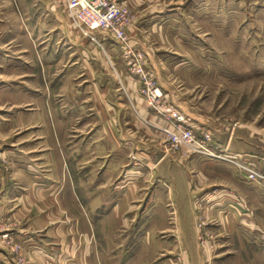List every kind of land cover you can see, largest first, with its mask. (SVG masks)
<instances>
[{
	"label": "rangeland",
	"instance_id": "rangeland-1",
	"mask_svg": "<svg viewBox=\"0 0 264 264\" xmlns=\"http://www.w3.org/2000/svg\"><path fill=\"white\" fill-rule=\"evenodd\" d=\"M35 1L0 0V259L264 264V0H120L134 15L130 43L167 103L198 137L210 130L213 151L231 153L232 162L172 150L122 45L99 33L91 39L62 5L46 10L47 0ZM71 46L77 52L69 56ZM122 60L127 73L119 71ZM42 67L44 80L60 69L61 77L47 81L53 89L37 87ZM26 81L37 88L30 91ZM105 97L113 115L131 120H105L114 133L110 150L102 139L105 161L126 151L127 162L121 167L115 160L105 177L97 170L91 180L84 147L88 126H101L109 115ZM128 126L138 131L133 139L141 157L125 146L133 141L123 136ZM37 129L59 131V145L31 134ZM150 149L157 152L148 162ZM243 162L253 177L238 165ZM60 226L61 233L53 232Z\"/></svg>",
	"mask_w": 264,
	"mask_h": 264
},
{
	"label": "built area",
	"instance_id": "built-area-1",
	"mask_svg": "<svg viewBox=\"0 0 264 264\" xmlns=\"http://www.w3.org/2000/svg\"><path fill=\"white\" fill-rule=\"evenodd\" d=\"M61 5L68 20L91 39L96 40V34L99 33L108 35L115 43L122 45L131 77L141 84L139 90L146 98L150 110L161 120L162 123L157 125V128L162 131L172 150L201 153L232 162L231 153L213 151L210 130L204 129L202 136L198 137L193 127L187 123L185 115L167 103L155 75L146 67V58L142 53H137L130 43L127 29L132 24L134 15L124 2L61 0ZM244 164L245 162L238 163L240 167L249 171L250 177H253L256 173Z\"/></svg>",
	"mask_w": 264,
	"mask_h": 264
},
{
	"label": "crops",
	"instance_id": "crops-1",
	"mask_svg": "<svg viewBox=\"0 0 264 264\" xmlns=\"http://www.w3.org/2000/svg\"><path fill=\"white\" fill-rule=\"evenodd\" d=\"M127 1H129V0H127ZM35 2H37V3H39V0H36ZM41 6H43V4H40ZM61 6V0H47L46 1V3H45V6H44V8L47 10L48 8H50L51 10H54L55 8L57 9L58 7H60ZM61 19V18H60ZM27 23H28V21H27ZM59 24H61L60 22H59ZM134 24H132L130 27H129V32H130V36L132 35V31H133V26ZM24 34V36H25V38H28V36L26 35V33L24 32L23 33ZM45 34V36L46 37H44L45 38V40H47V38L49 37V35H48V32H46V33H44ZM101 35V37H102V40H105L106 39V37L104 36V35H102V34H100ZM86 39H84L83 40V42L85 41ZM112 40V39H111ZM134 40V39H133ZM113 41V40H112ZM45 42V41H44ZM114 42V41H113ZM85 43V42H84ZM115 43V42H114ZM81 45V44H80ZM71 49L68 51V55L70 56L73 52H77V48H76V46H71L70 47ZM79 49H80V46H79ZM79 51V50H78ZM95 51V53L96 54H98L99 56H102L101 55V53H99V50H94ZM79 52H82L84 55H86L87 57L88 56H90L91 57V55L89 54V52L88 51H86V50H80ZM42 54V53H41ZM44 55V54H43ZM97 55V56H98ZM150 56H152V55H150ZM44 57V56H43ZM151 58V57H150ZM122 62V66H121V68H119V71L120 72H125V73H127V70H126V66H125V64H124V62H123V60L121 61ZM82 65L84 64V67H82L83 68V70H84V72L85 73H92V68L90 67V65H89V63L88 62H85V63H81ZM47 70V71H46ZM55 70V68H53L52 69V76L51 77H48V78H46V80H44V77L43 76H45V72H47V74H48V68H46V67H42L40 70H38V75H37V80H36V85H37V87H40V88H43L44 90H45V88H47V90H48V88L50 89V87H51V85H50V83H49V87H48V83H47V81H49V80H54V79H57V78H59V77H61V71H60V69H58V71H57V73L56 74H53V71ZM154 73L156 74V76H157V72H156V69L154 68ZM128 76V75H127ZM126 76V77H127ZM22 82V81H21ZM50 82V81H49ZM92 83H94L93 81H92ZM21 84H23V83H21ZM26 86H28V82L26 81L25 83H24ZM33 85H34V83H33ZM32 85V86H33ZM132 85H134V84H132ZM30 86V85H29ZM28 86V87H29ZM59 87V89H61V86L60 85H58ZM37 87H29V89H31L30 91H32V90H34V89H36ZM45 87V88H44ZM52 89L54 88V87H51ZM106 89H107V86H106ZM105 88H102V90H103V94H104V96H105V94L107 93H109L110 91L107 89L106 90ZM105 90V91H104ZM91 91V90H90ZM32 93V96L33 95H38V94H35V93H33V92H31ZM89 93V92H88ZM90 94V93H89ZM89 94L86 96V98H90V100H92V98H93V96H92V94L89 96ZM50 95V94H49ZM81 98V97H80ZM104 98V97H103ZM106 98V97H105ZM103 100H105L104 102V105H107V107H108V109L107 110H109V115H107V117H105V115H104V121L102 120V122H103V124L101 125V126H96L95 125V127L96 128H94V125H90V126H88V131L90 130V132H89V138L87 137L86 139V143H85V149H86V152H85V165H86V168L88 169V171H91V175H90V177H89V179H94V177L97 175V174H94L93 173V171H97V170H99L100 172L98 173L99 175H101V177L103 178V177H105V171H108V169L109 168H111V167H109V165L112 163V162H114L115 160L117 161V163L121 166V167H123L124 165H125V163L127 162V159H126V156H127V153H126V151H124V152H122V155L121 156H119V155H117V158H114V156H112V159H110L109 157H108V159H107V162L105 161V159L107 158V157H104V155L106 154V153H109L108 151H106V149L104 148V146H105V144H104V141L102 140V139H104V138H107L108 140L112 137V134H114L113 132H112V130H111V128L109 129V128H107V126H106V124H105V120L108 122V120H109V122L112 120V118H115V120L117 121V123L119 124V123H121V120L123 121V122H131V120L130 119H127L126 121H124L125 119L122 117V116H119V113H116V116L115 115H113V112L111 111V107H112V104L113 103H111L110 102V100L108 99V98H106V99H103ZM109 103V104H108ZM69 105L70 106H73L72 105V101L70 102L69 101ZM75 105H77V104H74V106ZM92 105V104H91ZM118 106V105H117ZM87 117H90L89 118V120H93V118L94 117H92V116H87ZM89 120H88V123H89ZM94 120H96V119H94ZM91 123V122H90ZM128 128V130L127 131H125L124 129V131H123V136H128V138H131V139H133V138H135L136 137V133H138V131H137V129L136 128H134V127H130V126H128L127 127ZM119 129L117 128V131H118ZM33 132L31 133V134H36V135H38V134H41V137H45V138H55L56 139V141H53V144L55 145V143L54 142H56V146L57 145H59V138H60V132L59 131H57V130H55V129H51V130H45V129H37V130H32ZM153 133H151V135L153 136H156L158 139L160 138V136H159V133H156L155 131H152ZM107 139H105L106 141H108ZM161 139V138H160ZM134 141V142H133ZM133 141H129V145H125L126 146V148L129 150V152H131V153H133V154H135V156L137 157H141L142 155L141 154H143V152L141 151V150H139L138 149V147L140 146V143H138V142H140L139 140H137V139H133ZM161 141H162V139H161ZM151 142V141H150ZM48 143V141H46V142H42V144H47ZM107 144H108V142H106ZM109 146H107V149H111L112 148V146L111 145H114V142L112 141V140H109V144H108ZM128 146H132L131 148L130 147H128ZM54 149L56 150V147L54 146L51 150L52 151H49L47 154L48 155H51V157L53 158V156H54V154H55V151H54ZM141 149V148H140ZM113 150V149H112ZM161 150V149H160ZM119 150L117 149V151L116 152H118ZM157 152V150H152V149H150V154L149 153H147L146 155L148 156L147 157V159H148V162H149V160L152 158V155L153 154H155ZM119 153V152H118ZM117 153V154H118ZM161 159V158H160ZM168 162V161H167ZM202 164H205V162H202ZM206 164H209V163H206ZM105 165V166H104ZM119 169V168H118ZM112 171L114 170V168H112L111 169ZM116 170V169H115ZM111 171V172H112ZM134 172V171H133ZM115 175H116V173H115ZM73 184H74V182H73ZM55 186V185H54ZM223 191H225V190H223ZM73 194H74V196L75 197H77V195H78V192L76 191V189H74L73 190ZM53 195L54 196V200H57V201H60L61 199H60V194L58 195V197H56L55 195H57L56 193H53V192H50V194H49V196L50 195ZM211 196H213L212 194H211ZM217 195L215 194L214 195V197H216ZM225 196V195H224ZM55 197H56V199H55ZM214 197H212V198H214ZM19 198L20 199H23L24 197H23V195H20L19 196ZM51 200H53V197L52 198H50V197H48V201H51ZM146 209H147V207H145L143 210L144 211H146ZM63 226H60V227H55V230L53 231V232H58V233H61L63 230ZM32 230H35V229H32ZM179 231H181V229L179 230ZM0 264H14V262H13V260L11 259V258H8L7 257V259H0Z\"/></svg>",
	"mask_w": 264,
	"mask_h": 264
}]
</instances>
